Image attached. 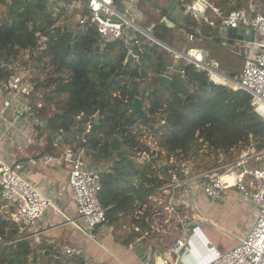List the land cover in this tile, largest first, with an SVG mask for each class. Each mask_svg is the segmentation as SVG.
I'll return each instance as SVG.
<instances>
[{
  "label": "trees",
  "instance_id": "16d2710c",
  "mask_svg": "<svg viewBox=\"0 0 264 264\" xmlns=\"http://www.w3.org/2000/svg\"><path fill=\"white\" fill-rule=\"evenodd\" d=\"M248 1L234 0L227 12L249 9ZM223 3L216 6L225 10ZM76 13L84 16L89 9L53 13L49 0H0V84L19 74L18 70L4 69L3 62L23 65L19 60L22 52L41 48L33 64L39 74L46 72L47 78L41 81L33 76L31 83L34 91L44 88L47 92L41 96L44 105L35 110L42 119L36 129L46 136L50 154L53 142L60 146L77 143L85 149L91 165L108 163L100 173L98 198L107 209V224L115 231L138 224L135 212L163 183L150 166L134 159L148 149L140 140L143 136L150 134L166 159L188 158L203 146L215 153H227L240 143L264 150V119L254 112L247 93L220 85L210 88L206 72L183 62L169 71L174 55L155 43L143 47L138 63L127 62L123 42L100 43L94 26L71 20ZM258 13L264 15V7L253 10V15ZM164 17L172 20L165 12ZM175 24L183 30L196 25L189 19ZM219 25L217 20L215 26ZM152 35L178 50L173 29L163 21L155 22ZM166 72L172 81L168 89L158 82ZM137 97L152 119L148 132L140 129L127 106ZM88 123L92 134H85ZM113 141L119 146L112 145ZM171 170L163 167L160 174L167 177ZM123 236L122 244L129 247L139 233L131 230ZM0 264L87 262L80 254H43L16 225L0 216Z\"/></svg>",
  "mask_w": 264,
  "mask_h": 264
},
{
  "label": "built area",
  "instance_id": "2783aa9c",
  "mask_svg": "<svg viewBox=\"0 0 264 264\" xmlns=\"http://www.w3.org/2000/svg\"><path fill=\"white\" fill-rule=\"evenodd\" d=\"M180 1L184 6L185 18L191 23L205 20L213 25L211 20L216 19L220 21L222 29L253 31L255 35L264 33V15H253L251 9L241 8L227 12L210 0ZM87 7L89 13L77 15L75 22L94 26L100 43L109 40L123 42L127 55L136 57L137 63L144 46L152 43L159 45L152 35L154 24L139 26L134 20L119 13L113 6V0H88ZM163 22L169 28L174 27L167 20ZM193 29L194 27L187 26L186 38L189 42L195 38L191 32ZM242 36L243 40L234 38L231 39L232 43L239 47L252 45L256 50L244 56L238 78L222 72L217 63L207 60L203 51L198 48L173 53L174 61L177 64H190L196 70L206 72L209 82H213L215 86L247 93L254 112L264 119V44L246 41L245 38L249 36L246 33ZM40 49L26 51H32L33 57L38 59ZM1 66L7 70L20 71L16 62L5 61ZM29 72L13 74L0 84V101L3 99V92L9 94L8 99L0 102L1 112L22 99L25 101L24 105L19 104L18 109L39 124L41 119L35 110L42 108L43 99L41 95L35 97ZM214 76L222 78L223 82H215ZM91 128L88 123L85 134L90 133ZM145 138L147 142H141L148 149L141 150L134 159L150 166L163 181L135 212L138 224L131 225V230L139 233L136 242L143 246L146 253L145 264H264V150L256 151L252 146L240 143L238 152L232 149L227 153H215L203 146L188 158L166 159L165 152L158 147L157 141L150 134L145 135ZM28 142L31 143L32 140ZM73 144L64 148L61 161L69 167V193L76 206L78 219L85 224V229L77 228L91 240H95L93 233L96 230H113L107 224V209L102 207L98 198L101 191V171L93 170L88 164L85 149ZM195 157H205L207 160L210 157L211 162L206 167H200L194 161ZM51 161L48 158L44 164ZM163 167H172L167 177L160 174ZM229 190H235L243 199L252 202L256 211L252 226L226 251L215 248L208 240L194 243V238L208 223L198 211L197 202L201 197L217 201ZM50 205L51 201L22 174V165H8L0 159V216L4 220L16 225L20 231H31ZM158 249H162V255L155 252ZM199 250L201 256L198 258L195 252ZM64 255L71 257L79 255V252L65 249ZM85 261L87 264H94L87 259Z\"/></svg>",
  "mask_w": 264,
  "mask_h": 264
},
{
  "label": "crops",
  "instance_id": "0c3cea01",
  "mask_svg": "<svg viewBox=\"0 0 264 264\" xmlns=\"http://www.w3.org/2000/svg\"><path fill=\"white\" fill-rule=\"evenodd\" d=\"M169 1L113 0V6L119 13L126 15L142 27L155 24L158 20L169 21L174 24V27L170 29H173L174 46L178 49L176 51L198 48L203 51L207 60L217 63L219 69L223 72L225 70L221 68L222 64L224 66L237 64L241 72L244 56L252 54L256 50L255 46H247L251 47V50L248 48L247 52H244L246 47L236 46L231 41L234 37L228 38L224 32L225 29H222L220 25L215 26L216 19L211 20L213 25H209L205 20L197 22L193 26L194 29L191 30L195 38L192 42H189L186 38L188 31L183 30L180 26L177 28L175 24L176 22L181 25L187 18L180 22L171 16L165 9ZM59 2H62L63 6H59ZM59 2L51 6L53 13H57L59 9L72 13L74 10L80 11L88 6V0H79L78 2L59 0ZM164 12L175 22L164 17ZM77 15H80V13H76L71 17L73 22L76 21ZM257 35H260L261 38L257 42L264 44V33L256 34L254 41H256ZM229 49L233 51L237 49L235 53L242 63H236L234 59L229 57L231 56ZM33 59L32 51H24L19 56L22 63L28 61L31 65ZM231 62L233 63L231 64ZM176 64L177 62L174 61L173 56L172 67L168 68L169 71H173V68L177 66ZM19 69V73H22V71L27 72L25 69L23 70L22 65H19ZM28 71H30L29 75L32 77L39 76L34 64L33 71L29 69ZM162 75L169 77L168 72ZM33 92L35 97L38 98L37 91L33 90ZM5 98H9L7 92H3L2 101ZM24 102L19 99L18 103L2 112L0 103V159L8 165H22V174L25 178L51 201V205L45 209L37 225L26 235L31 244L35 248L38 247L45 255L53 253L55 255L60 254L61 257H65V249H73L94 264H145L146 253H144L143 246L136 242L137 238L129 247L122 244L123 235L131 232V226H123L119 231H115L114 228L112 231L100 228L93 233L95 240H91L86 233L79 231L77 226L85 229V224L78 219L76 206L69 193V167L61 161V155L66 145L60 146V143L53 142L51 149L54 150L52 154L47 151L46 136L36 129L38 124L34 123L27 113H22L21 109H18L19 104L24 105ZM31 138H35V141L29 143L28 140ZM28 144L31 145V151L27 149L26 145ZM62 147L64 148L62 149ZM48 158L52 161L45 165L44 161ZM88 164L93 170L98 171H103L109 167L106 162L99 165ZM197 209L208 223L202 227L201 233H198L194 238V243H196L195 241L200 243L208 240L220 251L230 249L237 238L244 236L256 217L252 202L243 199L235 190L225 192L222 198L217 201H210L205 197H201L197 202ZM231 214H233L234 219L230 218ZM71 221L74 223H71ZM216 229L222 230L224 234L226 233V236H224L225 244H217L212 240V231ZM137 246L142 248L141 257L134 251ZM155 252L158 255L163 253L162 249L155 250ZM195 256L198 258L201 256L200 250L195 252Z\"/></svg>",
  "mask_w": 264,
  "mask_h": 264
},
{
  "label": "water",
  "instance_id": "95a60500",
  "mask_svg": "<svg viewBox=\"0 0 264 264\" xmlns=\"http://www.w3.org/2000/svg\"><path fill=\"white\" fill-rule=\"evenodd\" d=\"M49 2L51 3V5L49 6V9L52 12L51 6L55 5V3L59 2V0H49ZM59 6H63V3L59 2ZM165 9L177 21L181 22L185 18L184 6L182 5L180 0H170L169 3L167 4V6L165 7ZM224 32L226 33L228 38L234 37L237 40H243L244 37L242 36V34L246 33L249 36L246 37L245 40L249 41L250 43L254 42L255 33L253 31L244 32V31L236 30V29H225ZM157 43L162 48H164L165 50H167L171 53H179L175 49H173V48H171V47H169V46H167V45H165L159 41H157ZM126 61L127 62L131 61V62L137 63L136 57H134L133 55H127ZM229 75L233 76V74H229ZM158 82L163 88L168 89V88H170L172 81H171V78H169L165 75H160L158 77ZM213 86H215V84H213V82L210 81L209 87L212 88ZM127 106L132 111V113L136 116L135 120L137 122H139L142 127H145L148 129V127H150V123L152 122V119L146 114L142 100L137 97L132 102L127 103ZM45 124L46 123H44V125ZM93 132H94V130L92 129L90 131V133L92 134ZM112 145H114L115 147L119 146L117 141H113ZM134 251L139 257H141V253L143 252L141 247L137 246Z\"/></svg>",
  "mask_w": 264,
  "mask_h": 264
},
{
  "label": "rangeland",
  "instance_id": "374dc122",
  "mask_svg": "<svg viewBox=\"0 0 264 264\" xmlns=\"http://www.w3.org/2000/svg\"><path fill=\"white\" fill-rule=\"evenodd\" d=\"M211 2H213L214 3V5H216V3L217 4H220L221 5V2H224L223 4L225 5V10L223 9V8H220V7H218V8H220L221 10H223V11H227L229 8H231L232 6H233V3H234V0H210ZM228 1H230V2H228ZM142 2H144V1H142ZM244 6V5H243ZM260 7V8H259ZM264 7V0H249L248 1V6H247V8H249V9H251V10H254V11H256L257 9L259 10V9H261V8H263ZM245 9V8H244ZM71 20L73 21V18H71ZM261 38H260V35L258 36H256V42L257 41H259ZM248 48L251 50V47H246V48H244V52H247V50H248ZM253 49V48H252ZM229 51H230V55L231 56H229L230 58H232V59H234L235 61H236V63L237 62H241L242 63V61H240V58L237 56V54L235 53V51H237V49H234V51L233 50H231V49H229ZM243 51V50H242ZM231 61H233V60H231ZM23 63H25V64H23L22 65V68H23V70L26 68V69H29V70H32L33 71V66L27 61H25V62H23ZM233 62H231V64H232ZM221 68L223 69V70H225V72L226 73H228V74H233V75H235V77L236 78H238L239 77V75H240V71H239V67L237 66V64L236 65H226V66H224L223 64L221 65ZM222 71V70H221ZM223 72V71H222ZM47 73L46 72H42L41 74H39V79L41 80V81H43L44 79H46L47 78V75H46ZM37 76V75H36ZM45 92H47V90L46 89H44V88H41V89H39V90H37V94L38 95H42L43 93H45ZM42 120V119H41ZM143 128H145V127H142L141 125H140V129H143ZM145 131H147L146 129H145ZM146 139L147 138H145V136H143L140 140L142 141V142H147L146 141ZM31 140H32V142L33 141H35V138H31ZM73 144V143H72ZM69 145H71V144H69ZM73 145H75L76 147H79L78 146V144H73ZM27 146V149H28V151H31V145L30 144H28V145H26ZM67 146V145H66ZM66 146H64V147H66ZM63 147V148H64ZM62 148V149H63ZM235 150V152H238V151H240V145H239V147H237L236 149H234ZM235 154H237V153H235ZM201 158V159H200ZM195 157L194 158V161L196 162L197 161V164L200 166V167H206L207 165H209V163L211 162V158L209 157L208 158V160L205 158V157ZM264 165V164H263ZM228 214H230V213H228ZM230 218L231 219H234V216H233V214H231L230 215ZM22 233L24 234V235H27L28 233H30L29 231H22ZM226 234V233H225ZM223 232H222V230H213L212 231V235H213V241L215 242V243H217V244H221V245H223V244H225L226 243V240L224 239V236H226Z\"/></svg>",
  "mask_w": 264,
  "mask_h": 264
},
{
  "label": "bare ground",
  "instance_id": "6f19581e",
  "mask_svg": "<svg viewBox=\"0 0 264 264\" xmlns=\"http://www.w3.org/2000/svg\"><path fill=\"white\" fill-rule=\"evenodd\" d=\"M213 80H214L215 82H220V83L223 82V79L220 78V77H218V76H214V77H213Z\"/></svg>",
  "mask_w": 264,
  "mask_h": 264
}]
</instances>
